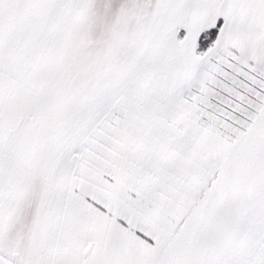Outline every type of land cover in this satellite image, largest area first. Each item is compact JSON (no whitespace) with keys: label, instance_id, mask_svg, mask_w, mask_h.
<instances>
[{"label":"snow or ice","instance_id":"1","mask_svg":"<svg viewBox=\"0 0 264 264\" xmlns=\"http://www.w3.org/2000/svg\"><path fill=\"white\" fill-rule=\"evenodd\" d=\"M0 264H264V0H0Z\"/></svg>","mask_w":264,"mask_h":264}]
</instances>
